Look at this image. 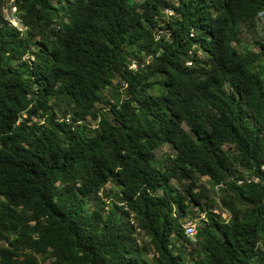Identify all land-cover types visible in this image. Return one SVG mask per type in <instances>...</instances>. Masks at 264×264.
<instances>
[{"label":"trees","instance_id":"obj_1","mask_svg":"<svg viewBox=\"0 0 264 264\" xmlns=\"http://www.w3.org/2000/svg\"><path fill=\"white\" fill-rule=\"evenodd\" d=\"M6 1L0 264H263L264 0Z\"/></svg>","mask_w":264,"mask_h":264},{"label":"rangeland","instance_id":"obj_2","mask_svg":"<svg viewBox=\"0 0 264 264\" xmlns=\"http://www.w3.org/2000/svg\"><path fill=\"white\" fill-rule=\"evenodd\" d=\"M12 1L13 0H7L6 1L5 5H4L5 7L3 9L4 14L7 15V14L11 13V11H10V9H9L8 6L10 5V3H12ZM173 15H174V11L172 10V7H166L164 9V20L166 18H169V17L173 16ZM164 20H162V22H161L162 24L164 23ZM15 26H17V25H15ZM19 27L22 28L23 26L20 25ZM261 33H263V32H261ZM253 36H254L253 34H247V35L245 34V36H242L243 39L245 40V43H246L247 46L254 47L252 45L253 38H254ZM134 63H133V66L136 67L137 65H136V63L135 64ZM119 84H120V81L115 80L114 81V84L112 86L107 87L105 89V92H104V95H103L104 96V99L110 98L111 97L110 96L111 93H113L114 90H117L119 88V87H117ZM94 109H96V111L101 112V113H104L106 115H111L110 112L108 111L107 104L104 103V102H98V103H96L94 105ZM86 120H88V122H90L91 124H95V121H90L89 119H86ZM262 122L264 123V118L262 119ZM172 153H173V151H172L171 147L169 146V144L168 143H164L161 147H158L156 149L155 155L153 157V160H154V162L157 165H161L167 159V157L170 154H172ZM199 181H200L201 184L206 185L207 187H209L212 184V182H211V180H210V178L208 176H201L199 178ZM175 184H177V183H175ZM111 187H112V184L111 183H109L106 186L107 189L108 188H111ZM209 188L211 189V187H209ZM216 189H217V187H216ZM114 190H115V192H118L120 190V188L119 187H116ZM103 192H104V190H101L100 191V193H103ZM211 194H213V196H215L216 198L218 197L217 196V192L214 191V190H212V189H211ZM94 201H95V198L93 197L90 200V202H89V205L92 206V208L94 206ZM191 207L194 208L193 206H191ZM215 209H217V211L220 212V214H221L222 217H227V218L229 217V214L226 211H222L220 208H215ZM202 214H205V212L201 211L199 213L194 214L193 216H187V217H185L183 219V221H184V223H186V222L189 221V219H193V220L195 219L196 220L197 227H198L200 225L199 218L202 216ZM172 238L175 240L176 246H179V245L180 246L181 245L182 246H185V245H183L182 240L178 239L174 235L172 236ZM0 243H2V242L0 241ZM142 243H143V238H142V235H140V236H138V245H141ZM192 246H194V244L193 245H186V248H187L186 250L190 251L191 248H192ZM138 254H140V253H138ZM145 257H147V258L153 257L152 252L147 253Z\"/></svg>","mask_w":264,"mask_h":264},{"label":"built area","instance_id":"obj_3","mask_svg":"<svg viewBox=\"0 0 264 264\" xmlns=\"http://www.w3.org/2000/svg\"><path fill=\"white\" fill-rule=\"evenodd\" d=\"M9 7V9H10V11H11V13H9V14H5V17H6V19L11 23V24H13V25H17V27H19L20 25L21 26H23L22 28H20V29H25V26L20 22V17L18 16V14H17V5L16 4H14L13 3V1H12V3H10V5L8 6ZM205 216V214H202V216L201 217H204ZM184 228H185V233L187 234V235H194V234H196V232H197V224H196V220L194 219H189V221L188 222H186V223H184Z\"/></svg>","mask_w":264,"mask_h":264}]
</instances>
